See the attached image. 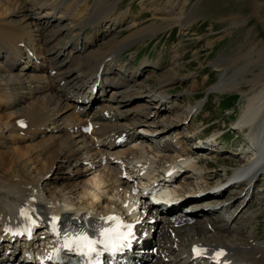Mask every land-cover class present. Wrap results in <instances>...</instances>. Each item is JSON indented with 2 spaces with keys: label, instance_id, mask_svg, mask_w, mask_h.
<instances>
[{
  "label": "bare ground",
  "instance_id": "6f19581e",
  "mask_svg": "<svg viewBox=\"0 0 264 264\" xmlns=\"http://www.w3.org/2000/svg\"><path fill=\"white\" fill-rule=\"evenodd\" d=\"M118 1L120 0L114 2L112 0H95V3L92 4V0H0V60L3 61V65L1 64L2 67H0V113L9 111L7 114H0V141L4 140V143L10 144L7 146L6 152L0 153V216L2 215L3 219L10 216L9 212L21 204L25 194L34 193V188L40 184L42 177L51 171H53V180L49 183L55 184V188L49 191V198L61 212L79 218L84 211L95 214L101 210L112 208L113 205L109 202L113 199L117 202L121 196L119 188L129 186V182L121 177L120 172L116 171L111 159L115 155L127 159L146 153L143 149H134L133 147L112 149L110 144L107 145L102 141L105 135L111 136L121 131L128 132L136 140L142 139L148 146L147 151L154 156L152 161L157 165L164 164L165 161H172L180 155L185 156L183 165L191 172L200 171L198 176L200 180L197 183H191V185L202 189L204 185L207 186L213 182H209L206 177H211L210 175L213 173L211 171L214 170L204 171L202 163H193L192 155L204 157L207 155L208 150L205 149V145L186 144L181 146L179 153H175L173 156L164 153L169 149V145L161 140L162 137L175 134L174 138L178 137L176 139L178 144L183 145L185 141V136H181V133L176 131L177 129L169 128L170 125L177 126V124L166 122L167 124L160 130L157 129L156 131L164 134L161 137L149 134V132H156L154 129H150L155 121H151V124L147 125L148 127H144L143 130L147 132L146 134L139 133L138 128L145 125L142 124L143 121H147L151 114L158 119L161 116L163 122L168 121L164 120V117H167L163 116L166 108H162V106L165 104L157 105L151 97L152 94H155V97L165 98L166 94L163 93L166 91L167 85L175 81L178 49L174 48L171 56L174 62L171 58L169 66L157 79L160 86L152 89L151 85H143L144 81L142 82L141 76L137 77L139 76L137 73L147 67L146 62H144V67H140V64L139 70L136 71V67L127 66L129 63L118 64L114 55L123 51L124 46L131 45L141 38H154L161 28L148 30L150 32L147 33H143L142 30L132 31L117 45L112 40L102 42L100 45L101 40L113 32V25L116 28H124L125 25L131 28L138 24L136 19L126 24V12L120 11L119 4L116 5ZM17 15L22 17L21 23L13 20L12 16ZM186 18L187 16H181L180 25L187 24L189 16L188 19ZM57 20L60 22L57 23ZM171 20L167 21L169 25L172 24ZM64 21L68 23L63 25ZM104 23H107L108 28L103 27ZM88 25L93 27L94 31L86 33L89 36L84 37V28ZM64 32H66L65 36ZM27 46H30L35 52L36 60L26 57L24 49ZM248 57L253 59V55ZM23 58L27 59L26 62L22 61ZM252 62L255 66V60ZM246 67L244 64L242 69H237L233 75L220 79L217 85L212 86L214 91L236 89L242 95L247 96V101L241 109L236 124L239 128L249 131L248 135L251 137L252 145L234 154L238 157L240 154H244L245 158L243 160L240 158L238 166L233 170V173L246 169L254 170L250 177L239 185L243 190L252 184L254 178L260 177L264 172L262 171L264 155L261 156L264 145L259 143L258 147L255 143V129L260 125L259 122H256V116L261 108V100H264V71L254 73L253 77L243 76L241 80L237 79L241 72L245 69L247 71ZM22 68L26 72H21ZM53 70H56L55 74H52ZM100 70L101 83L105 85V88L113 86L115 91L107 100L96 96L100 99L99 108L90 107L88 115H82L84 110L79 112L77 106L81 103L74 99L82 92L88 93L92 85L98 81ZM147 77L150 78L149 74ZM138 80L142 83H139ZM62 81H64L63 85ZM244 82L250 84L251 93L242 89L241 85ZM256 87H260L257 92H255ZM143 88L146 94H143ZM212 90L209 91L212 92ZM74 94L76 97H73ZM134 101L137 102L134 103ZM200 101H203L204 105L205 99ZM163 102L166 103V101ZM168 102L172 109H177L173 105L179 107L176 102L171 103L170 100ZM84 104L87 105V103ZM203 105L198 102L196 107L190 106L187 113L192 108L195 110L196 116ZM107 112L112 113L115 121L106 117ZM88 116L95 118L101 124L99 128L94 129L91 135L82 133L79 128L76 130L77 127L84 124ZM14 117H16V123L18 118H27L28 127L23 129L15 125L10 121ZM5 118H9L8 122L4 121ZM64 136H70L72 139H64L60 142ZM215 137L216 135L213 136V138ZM38 138L40 139L37 140ZM186 139L191 140L188 137ZM149 152L146 153V163L150 162ZM106 154L112 163L109 171H106V167H100ZM4 157H8L9 164H6ZM137 164L144 163L141 161ZM73 165L75 166L72 167ZM65 166L68 170H64ZM63 171L64 175H62ZM186 184L187 182L182 183L183 191L191 193ZM250 189L251 187L248 188V192ZM202 191L204 192L202 195L209 193L205 188ZM43 196L44 193L41 192L40 199L35 204L40 203ZM213 197L216 202L221 199L218 194ZM201 201L205 200L197 199L194 203L195 206H198ZM117 204L120 205L118 202ZM208 205L211 203H206L202 207ZM217 212L215 210L205 215L212 217ZM217 218L213 219L216 229L219 230L220 220ZM206 224V222L200 221L199 225L195 226L194 230H197L198 238L192 237L190 241L192 239L201 240L209 248L218 244L227 246L229 251L230 249L234 251V254L230 251L227 257L233 259V264H240V260L245 261L246 264H264V246L261 244L264 241L260 242L255 238L254 244L234 239L235 241L226 245L223 239L207 234H204L205 238H202V234L199 235V233L207 229ZM186 233H182L181 236ZM252 237L250 236V238ZM157 241L160 245L162 244L161 240L156 239L155 242ZM182 241H175L178 247L183 245L182 250L173 248L175 242L168 245L166 241L161 247L166 251L173 250L179 257L187 253L184 247L187 246L186 241ZM258 254L260 257L256 256ZM179 261L177 264L207 263V259H191L190 254L182 256Z\"/></svg>",
  "mask_w": 264,
  "mask_h": 264
},
{
  "label": "rangeland",
  "instance_id": "374dc122",
  "mask_svg": "<svg viewBox=\"0 0 264 264\" xmlns=\"http://www.w3.org/2000/svg\"><path fill=\"white\" fill-rule=\"evenodd\" d=\"M114 1L116 0H112V2ZM197 1L123 0L120 3V11L122 13L126 12V24L134 19L138 21V24L131 28L125 25L124 28L119 27L114 29L110 35L101 40L100 45L102 42H107L108 40H112L117 45L122 38L132 31L142 30L143 33H147L150 32L148 30L161 28L153 39L145 37L141 38L138 42L136 41V43L134 42V44L132 43L131 46L128 45L130 47L124 46L122 50L128 47L125 55H118L115 57V60L118 64L130 63L137 68V65L147 58L140 65V67H144V62H146V70L143 68L141 71L139 70L140 67H138L140 73H137V75L139 74L137 77L142 76V72H144V76L141 77L142 82L144 81L143 85H151L150 87L153 89L160 86L157 79L164 73L167 66H169L174 48L178 49L177 64L175 65V73L177 76L173 83L167 85L166 91L163 93L166 94L165 98L168 99L165 103L160 101L164 97L159 98V96L155 97L156 95L152 94V101L157 105L165 104L162 108H167L165 110L166 114L164 113V116L168 120L167 123L177 124L175 129L181 133V136H185V143L187 145L191 143L201 144L200 142L206 140V136L210 137L213 134H221L223 131H226L219 141L224 146L222 149L223 152H212L206 155L212 164L210 165V169L217 170L221 168V170H218L217 175H213L214 180H217L225 176V169L233 170L234 166L238 164L237 160L240 159V157L231 155L228 150L233 151L234 148L238 149V147H242V144H246L245 136H248L247 132L234 128L236 126L234 119L238 117L240 107L241 109L243 108L247 98H244L243 101L238 103L237 110V106L235 109H231L234 103L226 105V99L224 97L238 92V90L214 91L212 90V86L217 85L220 79L233 75L237 69H242L244 64L247 66V71L245 69L243 71L244 73L241 72L239 77L237 76L239 80L243 76L246 78L253 77L254 73L257 74L261 70L264 71V0H245L249 3L244 2V4H237L235 0H199L197 7H194ZM94 3L95 0H92V4ZM190 13L192 15L187 20V24L185 26L183 24L180 25L179 21H181V16H186ZM12 18L18 23L22 22L21 16H12ZM170 20L172 21L171 25L168 23ZM59 22L60 20H57V23ZM67 23V21H64L63 25ZM104 25V27L108 28L106 26L107 23H104ZM113 27L116 26L113 25ZM88 31L91 32L94 30L88 27L86 32ZM247 55H253V59H249ZM133 59L136 60L134 61ZM254 60L255 66H253L254 62H252ZM1 64L3 65L2 60H0V67H2ZM156 67L159 68L155 69ZM1 73L3 72L1 71ZM242 73L243 75H241ZM148 74L150 79L147 77ZM219 76H221L220 79ZM138 82L142 83L139 80ZM241 86L242 89L248 90L251 93L249 83L244 82ZM208 88L212 90V93L207 97L205 106L198 113L197 117L193 116L188 123H185L188 116L187 110L190 106L197 103L199 99L206 96V90ZM256 88L255 92L260 89V87ZM144 90L143 88V94H146ZM154 99L158 100V102ZM169 100L171 103L176 102L179 107L173 105L177 109H172L168 102ZM199 102L203 105V101ZM220 102L222 103L221 105ZM7 113L9 111L0 114L4 115ZM258 114L256 118L264 123V104ZM8 119L5 118L4 121L8 122ZM161 119L159 122H162ZM10 121L17 125L16 117ZM161 128L162 126H159V129ZM198 135L202 136L203 141H199ZM192 136H196L197 138L192 139ZM187 137L191 140H187ZM64 139L72 138L70 136H64L60 142ZM164 141L172 142V135H167ZM2 143L0 141V153L6 152L8 149L7 146H10L9 143L5 142L3 147ZM214 147L218 150L221 148ZM4 159L6 164H9L8 157H4ZM262 173L264 175V172ZM262 178L263 176H260L258 185L255 188L256 195L255 193L253 194V197H251L239 216L232 223V227H223L222 230H219L221 237L227 243L230 241V238L233 241H242L246 237V240L252 241L255 235L260 241L264 239V179ZM193 187L191 186L190 188L193 189ZM240 191V189H233L227 198L235 197ZM241 202L242 200L239 199L235 205ZM217 214L219 215V213ZM224 223L221 222L220 225L224 226ZM210 233L216 234L214 231H210ZM251 234H253V238H250Z\"/></svg>",
  "mask_w": 264,
  "mask_h": 264
},
{
  "label": "snow or ice",
  "instance_id": "6c2138e0",
  "mask_svg": "<svg viewBox=\"0 0 264 264\" xmlns=\"http://www.w3.org/2000/svg\"><path fill=\"white\" fill-rule=\"evenodd\" d=\"M26 215V213H25ZM109 219H117L115 217H110ZM123 227L127 228L128 231L124 232H116L115 234L111 230H102L100 235L104 237V239L100 241H91L87 236H83L77 239L76 243H80V241H84L83 248L86 249L84 254L90 255L92 252L96 251L94 245L96 243L104 244L106 247H111L112 250H116L118 247L123 246V242L128 240L131 236V227L130 225H124ZM198 255H204V252L200 249H194ZM224 255L223 251L217 252L215 254L214 259L219 262V259Z\"/></svg>",
  "mask_w": 264,
  "mask_h": 264
},
{
  "label": "crops",
  "instance_id": "0c3cea01",
  "mask_svg": "<svg viewBox=\"0 0 264 264\" xmlns=\"http://www.w3.org/2000/svg\"><path fill=\"white\" fill-rule=\"evenodd\" d=\"M235 1H237V4H244V2H246V3H249L248 1H245V0H235ZM256 1V0H255ZM258 1V0H257Z\"/></svg>",
  "mask_w": 264,
  "mask_h": 264
}]
</instances>
